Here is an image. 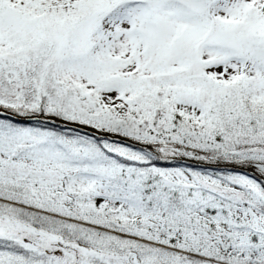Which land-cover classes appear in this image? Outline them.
<instances>
[{
    "label": "snow or ice",
    "instance_id": "obj_1",
    "mask_svg": "<svg viewBox=\"0 0 264 264\" xmlns=\"http://www.w3.org/2000/svg\"><path fill=\"white\" fill-rule=\"evenodd\" d=\"M0 264H264V0H0Z\"/></svg>",
    "mask_w": 264,
    "mask_h": 264
}]
</instances>
